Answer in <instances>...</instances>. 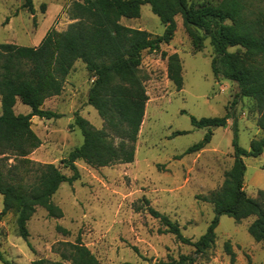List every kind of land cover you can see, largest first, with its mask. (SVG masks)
Listing matches in <instances>:
<instances>
[{
  "label": "rangeland",
  "instance_id": "rangeland-1",
  "mask_svg": "<svg viewBox=\"0 0 264 264\" xmlns=\"http://www.w3.org/2000/svg\"><path fill=\"white\" fill-rule=\"evenodd\" d=\"M74 1L78 0H32L35 13L31 16L23 8L24 0H0V44L32 47L33 32L38 27L44 28L54 8L62 10L51 28L64 31L72 23L68 7ZM219 1L188 0L196 5H216ZM48 8L49 14L45 16ZM260 10L264 12V5ZM175 21L172 40L155 51H144L141 56L138 75L148 100L133 162L91 168L76 161L79 180L71 185H60L52 197L62 217L49 218L45 210L37 208L28 222L30 249L18 237L15 215H4L0 221V264L4 261L31 264L37 259L60 261L58 251L63 248L60 244L74 243L77 237L99 264L170 263L182 255L194 258L193 264H264V241L256 243L247 233L252 218L235 223L221 216L215 228L213 247L204 255L195 256L193 247L164 233L160 222L147 211L151 207L167 216L178 225L183 237L195 242L214 217L211 205L198 197H206L221 188L225 173L233 165L234 138L240 148L248 150L250 142L261 137L254 103L238 96L234 82L213 77L210 64L214 52L209 39L202 41L197 50V42L182 26L180 16ZM120 24L153 36L164 32V26L148 5L141 6L139 18H123ZM194 32L201 35L199 31ZM234 51L229 49V52ZM174 55L181 68L180 89L168 75L169 58ZM91 83V75L84 64L77 61L61 94L46 100L42 106L59 118H31V129L41 142L28 156L31 161L53 164L65 176L71 175L63 168L62 161L83 142L80 130L74 125L75 116L87 120L96 130L104 127L97 112L87 104ZM29 111L20 103L14 107L15 114L26 115ZM225 116V127L212 130L209 144L196 153L184 155L206 133V129H193L190 117ZM176 132L184 134L173 136ZM243 161L246 165L244 192L255 198L258 191H264V153ZM248 180L258 185H249ZM225 244L233 260L226 253Z\"/></svg>",
  "mask_w": 264,
  "mask_h": 264
},
{
  "label": "trees",
  "instance_id": "trees-1",
  "mask_svg": "<svg viewBox=\"0 0 264 264\" xmlns=\"http://www.w3.org/2000/svg\"><path fill=\"white\" fill-rule=\"evenodd\" d=\"M148 5L164 26L161 36L125 27L121 19H137L140 8ZM264 0H220L216 5L193 4L188 0H78L68 7L70 23L64 31L50 28L37 47L0 44V221L7 213L16 217L18 237L30 249L27 224L37 208L49 218L62 217L52 202L60 185L73 184L80 178L75 166L82 161L91 168H104L133 162L135 143L148 100L138 75L144 51H155L168 44L176 31L175 18L197 42L196 49L209 39L214 57L211 71L237 85L238 96L250 99L257 112L256 126L261 137L252 140L249 149L233 145V165L225 173L221 188L206 197H198L212 207L214 217L206 232L195 242L182 236L178 225L151 207L147 211L158 220L164 233L193 247L195 256L204 255L213 247L219 218L226 216L235 223L252 218L247 227L254 242L264 241V191L255 198L244 192V158L256 159L264 153ZM23 8L34 16L32 0H24ZM194 31H199L201 35ZM229 49H235L229 52ZM169 78L181 88V68L178 58H169ZM80 61L91 75L92 83L87 104L102 120L104 127L96 130L87 120L76 115L74 125L83 142L62 161L65 176L53 164H39L28 156L41 145L31 129V118L55 119L59 115L44 110V102L61 94L74 64ZM16 102L29 108L26 115L15 114ZM227 117H190L193 129L206 133L203 139L189 147L184 155L196 153L209 144L212 130L223 128ZM176 132L173 136L182 135ZM11 161V163H9ZM31 178V179H30ZM30 179V180H29ZM60 229V228H58ZM63 233H67L62 230ZM60 261L37 259L31 264H99L77 237L74 243H61ZM225 251L233 260L228 244ZM1 259V257H0ZM4 264H9L7 261ZM194 258L179 256L178 260L159 264H193Z\"/></svg>",
  "mask_w": 264,
  "mask_h": 264
},
{
  "label": "crops",
  "instance_id": "crops-1",
  "mask_svg": "<svg viewBox=\"0 0 264 264\" xmlns=\"http://www.w3.org/2000/svg\"><path fill=\"white\" fill-rule=\"evenodd\" d=\"M61 8H54L53 10H51V15H50V19L46 22V25L44 26L43 29H40V27H38L32 34L33 36V43H32V47H37L39 45V43L42 41V39L44 38L45 34L47 33V31L52 27L53 25V21L56 18V16L61 12ZM50 9H47V13L45 14L48 15L49 14ZM45 20V19H44ZM36 45V46H35ZM19 102H16V104ZM15 104V105H16ZM15 107V106H14ZM246 167V165H245ZM249 185L252 184L254 185V187H256V183H254L253 180H248L247 182Z\"/></svg>",
  "mask_w": 264,
  "mask_h": 264
}]
</instances>
